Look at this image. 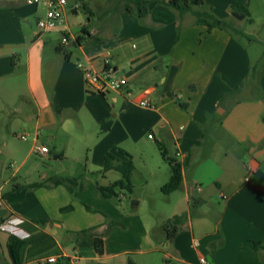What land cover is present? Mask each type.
Segmentation results:
<instances>
[{"label":"crops","instance_id":"obj_1","mask_svg":"<svg viewBox=\"0 0 264 264\" xmlns=\"http://www.w3.org/2000/svg\"><path fill=\"white\" fill-rule=\"evenodd\" d=\"M146 1L85 0L84 8L82 0H68L61 23L41 32L27 25L33 16L44 15L43 6L0 0V165L4 156V166L12 170L21 152L2 130L21 126L32 128L34 135L20 166L0 185L6 216L24 219L22 226L30 234L22 264H127L130 257L150 264L131 255L163 251L152 244L151 226L144 222L143 246L123 248L108 233L114 207L99 184L109 186L122 174L114 169L100 173L109 152L105 143L96 144L84 164L66 165L39 181L25 176L15 182L34 156L70 157L66 148L52 151L42 136L71 138L84 146L83 119L99 121L110 114V97L133 106L143 97L155 101L144 109L151 139L174 157L180 152L183 182L173 191L179 195L172 212V225L179 229L169 242L180 247L183 264H197L202 255L211 264H264V248L254 246L255 240L264 245V37L247 44L236 34L244 20L264 28V0H206L203 8L230 24L212 29L167 0ZM234 11L245 16L236 17ZM108 57L116 73L128 78V86L106 95L88 91L77 62L101 72ZM42 145L48 153L39 152ZM72 158L79 163V154ZM182 214H187L184 222ZM10 236L0 230V264H12ZM97 237L104 240L102 254L95 246ZM52 255L68 260L51 263L47 259ZM75 255L79 260L72 263Z\"/></svg>","mask_w":264,"mask_h":264},{"label":"rangeland","instance_id":"obj_2","mask_svg":"<svg viewBox=\"0 0 264 264\" xmlns=\"http://www.w3.org/2000/svg\"><path fill=\"white\" fill-rule=\"evenodd\" d=\"M26 3L32 5L28 0H26ZM37 21L36 17L33 16L27 28L44 31L38 26ZM241 23L240 30L236 31V34L247 44L251 43L252 38L264 37V28L257 24L251 26L248 20H244ZM57 42L54 43L57 44ZM252 44L256 45L255 43ZM16 61L18 60L16 59ZM88 91L92 92L89 89ZM137 105L133 106V104L123 101L115 103L110 97L108 106L110 114L99 121L83 119L80 126L85 136V141H87V145L85 144L84 146L77 145L71 138L65 142L61 137L59 140H50L42 136V140L47 142L52 151L61 152L63 148H66L70 157L63 161H58L53 156L46 160H43L41 156H34L18 173L15 182L24 180L25 176H28L29 180L39 181L45 177L46 173L61 172L66 165L78 166L80 162L84 164L87 162L88 156L92 158L96 144L105 143L108 145L109 151H112L115 146L120 147L132 156L137 168L132 176L133 190L118 189L119 195L109 198L114 209H112L113 215L109 218L110 229L108 233H114L115 237H118L119 241H121L123 248H136L143 246L141 245V242H143L142 223L150 224L152 244L156 248H162L163 251L144 256L139 254L131 256H134L138 262L149 260L150 264H183L178 258L180 247L169 242L164 234L166 228L170 227L171 230L173 229L172 212L175 210L179 192L166 194L162 191V186L170 179L171 165L168 160L164 159L159 144L149 136L153 134V129L150 127L149 121H147L148 117L144 110L146 107L141 104ZM113 108H116L117 115H114ZM4 134H8L13 139L14 145L21 150V158L30 148L34 137L32 128L22 129L21 126H15L9 131L4 129L1 131V135ZM21 134H28V140L21 139ZM0 142L2 141L0 140ZM76 154L80 156L79 163L72 158ZM20 157L16 159L12 170L4 166L3 161L6 157H2L0 185L20 166ZM139 200L141 202L135 205V202ZM216 202L223 204L224 200L217 198ZM192 208L195 210V207ZM161 235L163 237L159 238ZM196 238L200 240V234H196ZM181 241L185 245L186 241L188 243L185 236L182 237ZM169 244L171 245L168 246ZM187 250H190V253L194 251L193 247H188ZM164 253L169 257L167 261L163 259V256L165 257Z\"/></svg>","mask_w":264,"mask_h":264},{"label":"trees","instance_id":"obj_3","mask_svg":"<svg viewBox=\"0 0 264 264\" xmlns=\"http://www.w3.org/2000/svg\"><path fill=\"white\" fill-rule=\"evenodd\" d=\"M132 2L136 3H146V0H131ZM84 8H87L85 4V0H82ZM206 0H167L165 3L170 7L178 10L181 14L186 12H192L196 16L197 23L206 24L209 29L213 27L219 28H230V24L223 19L218 18L212 12L204 9ZM233 9H240L243 10L246 14H249L248 10L243 6L235 5ZM58 51H63V48L58 47ZM181 106L185 109L186 105L181 103ZM162 155L166 160L169 161L171 165V176L170 179L162 186V191L166 194H169L175 190H177L182 182H183V172H182V165L181 163L172 155L169 154L166 147L162 142H158ZM122 154L127 157V159H120L118 154ZM118 170L122 174V178L115 181L109 186H103L99 184L100 190L103 194L107 197L118 196L119 192L118 189H128L133 190L132 185V176L135 170V164L133 162L132 156L124 149L120 147H114L112 151H109L105 155V162L104 167L100 171V173H105L109 170ZM10 215L5 217L0 216V220L4 221L9 218ZM187 219V214H182L179 216V220L184 222ZM179 226H173V229H166V236L168 240L174 238L176 232L178 231ZM25 238H21L14 234H11L7 248L9 255L12 259V264H22V251L27 243ZM95 246L98 253L102 254L104 252V240L101 237H97L95 240ZM254 246L256 249L264 248V245L261 241L255 240ZM66 261L68 260L67 257L58 258V261ZM57 261V262H58ZM58 264H67L66 263H58ZM127 264H137L131 257L128 259Z\"/></svg>","mask_w":264,"mask_h":264},{"label":"built area","instance_id":"obj_4","mask_svg":"<svg viewBox=\"0 0 264 264\" xmlns=\"http://www.w3.org/2000/svg\"><path fill=\"white\" fill-rule=\"evenodd\" d=\"M29 3L41 5L45 9L44 15L41 16L37 23L38 26L43 29L44 31L51 30L58 26L63 20L64 9L68 4V0H28ZM80 6L79 3L75 4V8ZM62 42H68V36L63 35ZM110 58L105 59L106 67L103 71L98 72L91 67L87 66L83 62L78 61L77 67L83 72L86 84L88 88L96 93L101 94H109L112 91H120L125 89L128 84L129 80L124 75H119L116 73L115 69L109 65ZM140 104L144 107H154L155 101L150 100L147 97H143L140 99ZM27 134H21L22 139H27ZM151 138H154L153 134L149 135ZM40 153L46 154L49 152V148L47 146H39L37 147ZM180 156V152L177 151L175 153V158ZM248 180V178H246ZM198 189H201L200 187ZM2 207L0 201V208ZM25 222L24 219L20 217H10L4 221L0 220V230L7 231L11 234L19 236L21 238L28 237L30 234L23 228V223ZM57 255H52L48 257V261L53 263L58 261ZM79 257L77 255L71 257L72 263L78 262ZM197 264H211L210 261L205 256H200L199 261Z\"/></svg>","mask_w":264,"mask_h":264},{"label":"water","instance_id":"obj_5","mask_svg":"<svg viewBox=\"0 0 264 264\" xmlns=\"http://www.w3.org/2000/svg\"><path fill=\"white\" fill-rule=\"evenodd\" d=\"M233 14L236 16V17H239V18H243L245 16L244 13L240 12V11H234ZM7 214V209L4 208V207H1L0 208V216L1 217H4L6 216Z\"/></svg>","mask_w":264,"mask_h":264}]
</instances>
